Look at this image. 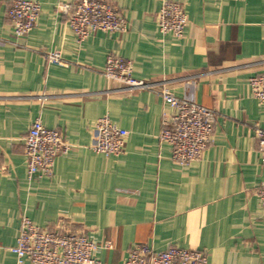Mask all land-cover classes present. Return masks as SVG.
<instances>
[{"label":"crops","instance_id":"0c3cea01","mask_svg":"<svg viewBox=\"0 0 264 264\" xmlns=\"http://www.w3.org/2000/svg\"><path fill=\"white\" fill-rule=\"evenodd\" d=\"M0 0V264H19L22 218L41 227L64 220L114 248L104 264H124L135 243L157 250L200 249L209 264H264V103L251 77L264 72V0H175L184 3L182 37L163 35L156 16L164 0H108L128 20L124 32L96 31L79 42L66 5L34 0L37 25L16 37ZM59 51L64 65L50 63ZM132 65L136 79L166 81L179 97L215 109L213 141L202 158L181 166L160 141L165 104L148 90L130 91L103 70L110 54ZM128 131L124 153L106 156L91 145L97 119ZM60 131L71 149L54 175L28 177L24 137L36 120ZM23 264H32L25 261Z\"/></svg>","mask_w":264,"mask_h":264},{"label":"built area","instance_id":"2783aa9c","mask_svg":"<svg viewBox=\"0 0 264 264\" xmlns=\"http://www.w3.org/2000/svg\"><path fill=\"white\" fill-rule=\"evenodd\" d=\"M65 8L67 20L79 42H84L96 31L118 33L128 29L125 15L108 0H78ZM41 11L38 1L14 0L8 10V18L15 36H28L37 25ZM156 20L163 35L182 37L188 25L184 3L164 0ZM47 59L50 63L65 64L59 51L48 53ZM103 75L130 91L148 90L159 94L165 104L160 141L170 146L172 160L187 166L202 158L213 141L217 118L215 109L194 99L177 96L166 81L136 79L131 63L114 53L107 57ZM249 83L253 96L264 103V72L251 77ZM127 137L128 131L105 115L96 121L91 147L106 156H119L125 151ZM255 137L259 151L264 153V129L257 127ZM70 149L71 144L60 131L47 128L40 119H36L24 137L28 177L31 180L51 178L56 158ZM257 195L264 208V183L258 187ZM113 248L112 241L100 243L85 231L73 230L64 220H59L54 227H41L24 216L17 244L11 250L19 264L25 261L32 264H104L98 253ZM124 264H209V258L200 249L171 247L157 250L149 244L135 243Z\"/></svg>","mask_w":264,"mask_h":264}]
</instances>
